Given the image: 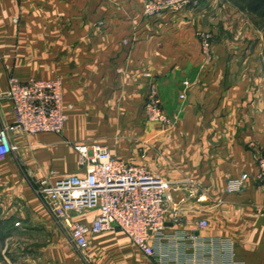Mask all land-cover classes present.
Wrapping results in <instances>:
<instances>
[{
  "label": "crops",
  "instance_id": "1",
  "mask_svg": "<svg viewBox=\"0 0 264 264\" xmlns=\"http://www.w3.org/2000/svg\"><path fill=\"white\" fill-rule=\"evenodd\" d=\"M143 2L0 0V93L11 76H61L71 106L61 135L21 136L18 149L0 160L1 201L18 198L41 212L45 207L30 180L51 170L53 180L84 174L68 143H100L168 180L192 178L207 195L198 201L186 188L172 191L184 220L168 223L166 237L156 242L162 264L222 263L224 254L210 252L217 245L209 239L231 241L237 262L264 264V191L255 159L264 149V32L222 35L208 60L189 28L199 26L201 12L193 21L168 13L148 17ZM152 80L166 111L178 114L171 130H160L141 113ZM13 120L11 101L0 99V128ZM243 173L251 175L248 189L226 193L228 180ZM97 214L78 218L91 224ZM202 220L207 227H199ZM188 233L200 241L187 239ZM86 253L89 259L70 262L161 264L119 230L91 234ZM0 264L15 263L0 257Z\"/></svg>",
  "mask_w": 264,
  "mask_h": 264
},
{
  "label": "built area",
  "instance_id": "2",
  "mask_svg": "<svg viewBox=\"0 0 264 264\" xmlns=\"http://www.w3.org/2000/svg\"><path fill=\"white\" fill-rule=\"evenodd\" d=\"M203 1L145 0L143 12L146 16L165 12L175 14L189 8L196 9ZM200 40L203 53L211 60L212 34L202 33ZM146 76L151 74L146 73ZM184 97L185 94H182L181 98ZM0 99L11 101L14 114V120L0 128V160L18 149L15 141L21 136L40 133L61 135L64 132L71 106L65 101L63 77H32L23 81L11 76L9 88L0 93ZM144 114L148 121L160 123L164 130L177 123L178 114L171 115L166 111L156 80H152L148 86ZM73 147L79 154V166L84 174H72L53 180L51 175L54 170H51L44 178L30 180L35 194L72 244L86 252L91 234L119 230L137 248L161 264L164 263L155 244L166 237L168 223L182 224L185 212L174 202L172 191L183 187L188 189L190 197L205 201L207 195L201 194L198 182L192 178L168 180L145 164L129 162L116 156L107 145L100 143H75ZM255 159L259 170L257 180L264 191V149L255 155ZM250 180L249 173L231 178L225 191L241 193L248 189ZM92 210H97L98 214L91 224L79 220V216ZM207 225V220L199 222L200 228ZM185 236L191 241H200V237L194 233ZM201 240L206 243L205 239ZM207 242L217 245L210 252L224 254V261L220 264H242L233 258L231 241L209 239Z\"/></svg>",
  "mask_w": 264,
  "mask_h": 264
},
{
  "label": "rangeland",
  "instance_id": "3",
  "mask_svg": "<svg viewBox=\"0 0 264 264\" xmlns=\"http://www.w3.org/2000/svg\"><path fill=\"white\" fill-rule=\"evenodd\" d=\"M235 3H237L236 0H204L196 9L189 8L175 14L165 13L170 14L171 19L190 15L188 19L193 21L199 16L198 12H201L202 17L199 18V26L189 28L200 44L202 33L212 34V49H214V43L216 40L219 41L222 35L240 36L246 33L264 32V18L241 9ZM201 53L205 56L202 45ZM205 59H207L206 56ZM145 100L142 104L141 113H144ZM153 123L159 125L160 130H164L160 123ZM68 145L73 144L68 143ZM44 210L34 212L18 198L4 204L0 197V257L4 259L8 257L15 264L21 263L23 259L25 260L24 264H33L35 259H42V264H49L50 259H57V264H74L75 262H70V260L73 261L76 258L89 259L86 252L78 250L72 244L60 224L46 207Z\"/></svg>",
  "mask_w": 264,
  "mask_h": 264
},
{
  "label": "trees",
  "instance_id": "4",
  "mask_svg": "<svg viewBox=\"0 0 264 264\" xmlns=\"http://www.w3.org/2000/svg\"><path fill=\"white\" fill-rule=\"evenodd\" d=\"M232 1V0H231ZM234 1V0H233ZM241 9L264 18V0H236Z\"/></svg>",
  "mask_w": 264,
  "mask_h": 264
}]
</instances>
